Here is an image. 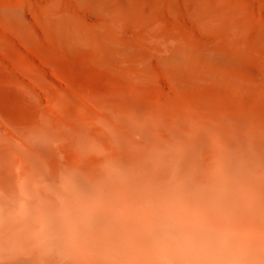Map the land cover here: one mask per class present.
I'll return each instance as SVG.
<instances>
[{
    "label": "rangeland",
    "instance_id": "obj_1",
    "mask_svg": "<svg viewBox=\"0 0 264 264\" xmlns=\"http://www.w3.org/2000/svg\"><path fill=\"white\" fill-rule=\"evenodd\" d=\"M236 113L264 130V0H0V164L54 165L42 136L106 149L100 118L212 139Z\"/></svg>",
    "mask_w": 264,
    "mask_h": 264
},
{
    "label": "bare ground",
    "instance_id": "obj_2",
    "mask_svg": "<svg viewBox=\"0 0 264 264\" xmlns=\"http://www.w3.org/2000/svg\"><path fill=\"white\" fill-rule=\"evenodd\" d=\"M240 116L212 139L100 118L106 149L42 136L54 165L3 160L0 264H264V130Z\"/></svg>",
    "mask_w": 264,
    "mask_h": 264
}]
</instances>
